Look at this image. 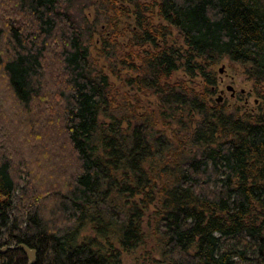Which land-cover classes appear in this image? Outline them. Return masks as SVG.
Returning <instances> with one entry per match:
<instances>
[{"label": "trees", "instance_id": "trees-1", "mask_svg": "<svg viewBox=\"0 0 264 264\" xmlns=\"http://www.w3.org/2000/svg\"><path fill=\"white\" fill-rule=\"evenodd\" d=\"M71 2L0 0V249L15 247L0 264H28L19 245L35 264H126L140 248L137 264L264 260L263 108L211 105L224 58L264 92L263 0H106L112 20L135 16L119 59L132 75L113 70L118 87L95 67ZM107 25L105 61L122 46ZM174 31L182 46L167 42ZM180 69L204 84L170 85ZM40 135L43 172L11 144Z\"/></svg>", "mask_w": 264, "mask_h": 264}, {"label": "rangeland", "instance_id": "rangeland-1", "mask_svg": "<svg viewBox=\"0 0 264 264\" xmlns=\"http://www.w3.org/2000/svg\"><path fill=\"white\" fill-rule=\"evenodd\" d=\"M71 3H67L64 5V8L67 9V11L74 17V19L77 21V23L80 26V29L82 30L83 35V42L84 45L89 49V53L94 59V65L95 67L103 68L104 71L110 76L111 82H114L117 87L121 84V82L118 80L117 76L113 75L111 72L113 70L120 71L123 76L132 75L131 72H129L126 69L125 65H121L120 63V57L122 55H126L128 48L127 44L129 41V38L131 37L130 32L127 30L128 25L132 26L134 23L135 16L131 14L129 17H121V18H115L112 20V17L115 16V14L112 11H109V7L105 4L106 0H71ZM142 3L145 2H153L155 0H136ZM264 3V0H263ZM112 24L119 25V31L122 33V36L119 37L118 42L119 44H122V46L118 47L117 53L110 52V58L105 61L104 59H99V49L102 46V39L104 34L107 33L105 31L108 27L107 22H111ZM154 22L156 24H164L167 23L162 21L160 18H155ZM126 29V30H124ZM178 32L174 31L172 36L168 39L169 44H177L178 46H182V40L178 36ZM123 59V58H122ZM121 59V60H122ZM97 62V63H95ZM106 68V69H105ZM224 68V72L221 73V69ZM110 70V71H109ZM211 70L214 71V77L217 80L216 90L214 95L211 97L212 106L219 105L223 106L225 111L229 114H252V115H259L263 111L264 114V92L262 88H258L254 85V82L252 80H249L248 77L245 75V70L242 68L241 65L232 63L230 60L224 58L221 60L215 67H213ZM181 80H189L192 86H195V84H204L203 78H196L192 81H194L193 84L190 81V78L185 74L183 69H180L174 74V77L169 82L170 85H175L176 82ZM228 87H232L231 90L228 89ZM125 91L126 88H123ZM258 91H261L262 96L260 97L258 95ZM263 97V98H262ZM140 99L142 100V107L144 109L149 108L151 106L154 109V104L156 102V96L154 95H140ZM263 110L261 111V109ZM4 116H6L5 110L3 111ZM3 116V115H1ZM3 116V117H4ZM3 117H1V120L4 121ZM8 119V118H7ZM1 121V122H2ZM3 124L5 122H2ZM0 124L2 128V132L4 133V125ZM21 132V131H20ZM23 132H21V136ZM6 135V133H4ZM56 137L59 136V134L55 133ZM28 137V136H27ZM55 139V136L52 137ZM38 145H34L31 147L30 145L28 147H22L19 144H17L16 140L11 141L12 147L14 148L13 153H15V157L20 160H27V167H33L36 166L39 161V169L42 170L45 168V162H43L44 158V151H41V147H44L43 143V135H40V139H38ZM32 145L34 143H31ZM2 145V144H1ZM23 148V150H22ZM41 149V150H39ZM29 151V152H28ZM53 156L56 155L55 152L52 154ZM16 160V164L19 162ZM42 172L41 174H38V181L43 182ZM83 235H93V233L90 231V228L83 231ZM142 250L141 248L135 251L131 254H124L123 260L126 264H137V257H141ZM249 260H237V264H264V260H257L258 257L256 255H249Z\"/></svg>", "mask_w": 264, "mask_h": 264}, {"label": "water", "instance_id": "water-1", "mask_svg": "<svg viewBox=\"0 0 264 264\" xmlns=\"http://www.w3.org/2000/svg\"><path fill=\"white\" fill-rule=\"evenodd\" d=\"M220 72L223 73L224 72V68H222ZM228 89L231 90L232 87H228ZM14 248L15 247H9V246L3 247L2 249H0V254L5 253L8 249H14ZM17 249H20V250L25 252V254L27 255V258H28V264H35V262L37 260V252H36V250L30 249V248H28L25 245H19L17 247Z\"/></svg>", "mask_w": 264, "mask_h": 264}]
</instances>
